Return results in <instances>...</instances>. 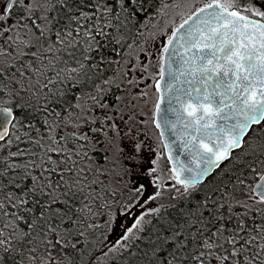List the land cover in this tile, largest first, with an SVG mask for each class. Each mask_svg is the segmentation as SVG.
<instances>
[{"label":"snow or ice","instance_id":"1","mask_svg":"<svg viewBox=\"0 0 264 264\" xmlns=\"http://www.w3.org/2000/svg\"><path fill=\"white\" fill-rule=\"evenodd\" d=\"M0 264H264V0H0Z\"/></svg>","mask_w":264,"mask_h":264}]
</instances>
